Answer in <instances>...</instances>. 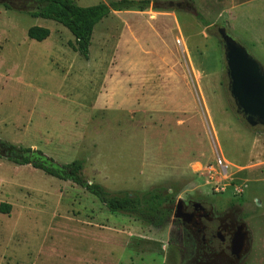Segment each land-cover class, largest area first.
I'll list each match as a JSON object with an SVG mask.
<instances>
[{
	"label": "rangeland",
	"instance_id": "obj_1",
	"mask_svg": "<svg viewBox=\"0 0 264 264\" xmlns=\"http://www.w3.org/2000/svg\"><path fill=\"white\" fill-rule=\"evenodd\" d=\"M156 1L169 0L101 20L88 59L66 26L31 14L43 0L0 2V139L60 164L83 159L86 179L114 194H173L167 218L114 211L86 186L0 157V207L11 205L0 209V264H182L178 201L215 186L247 191L246 264H264V205L251 210L264 203V127L236 110L219 32L264 66V14L234 17L227 0H175L197 15ZM36 25L50 36L29 37Z\"/></svg>",
	"mask_w": 264,
	"mask_h": 264
},
{
	"label": "trees",
	"instance_id": "obj_2",
	"mask_svg": "<svg viewBox=\"0 0 264 264\" xmlns=\"http://www.w3.org/2000/svg\"><path fill=\"white\" fill-rule=\"evenodd\" d=\"M150 3L151 0H112L83 6L76 0H43L42 5L31 11V14L53 19L66 26L76 38V42L71 45L88 59L95 27L101 20L108 17L113 11L132 8L145 9ZM50 34L51 30L48 27L39 25L32 26L28 30L29 37L40 41L47 39ZM0 157L19 164H32L50 175L86 186L114 211L154 217L165 216L166 211L171 212L170 203L173 200V194L170 190L156 187L145 192L127 191L114 194L102 184L90 183L86 179L83 175L85 166L83 159L60 164L40 151L30 147L17 146L1 139ZM10 208L11 205L7 203H3L0 207L4 212H10Z\"/></svg>",
	"mask_w": 264,
	"mask_h": 264
},
{
	"label": "flooded vegetation",
	"instance_id": "obj_3",
	"mask_svg": "<svg viewBox=\"0 0 264 264\" xmlns=\"http://www.w3.org/2000/svg\"><path fill=\"white\" fill-rule=\"evenodd\" d=\"M0 2L9 5L20 3L23 7L38 5V0ZM187 4L191 3L183 2V6ZM246 192L241 188L229 191L214 187L179 200L181 205L174 212V220L179 226L185 248L182 264H246L254 250L253 234L245 220L246 205L250 203ZM254 202L251 208L253 214L264 205L256 199ZM169 213L165 212V218L169 217ZM261 215H264V211ZM238 233L243 234V243L239 249L234 246Z\"/></svg>",
	"mask_w": 264,
	"mask_h": 264
},
{
	"label": "water",
	"instance_id": "obj_4",
	"mask_svg": "<svg viewBox=\"0 0 264 264\" xmlns=\"http://www.w3.org/2000/svg\"><path fill=\"white\" fill-rule=\"evenodd\" d=\"M155 4L170 8L183 7V1L175 0L156 1ZM187 6L193 9L194 14H198L192 4H187ZM219 32L223 40L230 91L237 107L236 110L251 128L264 127V66L230 34L227 27H220ZM180 205L179 201L177 211ZM242 243L243 234L238 233L234 241L235 248L239 249Z\"/></svg>",
	"mask_w": 264,
	"mask_h": 264
},
{
	"label": "crops",
	"instance_id": "obj_5",
	"mask_svg": "<svg viewBox=\"0 0 264 264\" xmlns=\"http://www.w3.org/2000/svg\"><path fill=\"white\" fill-rule=\"evenodd\" d=\"M233 1L232 6L227 7V13L234 16L241 13L243 18H255L259 13L264 14V0H227ZM229 23V20H228ZM230 25V23H229ZM259 39L255 40V43H259Z\"/></svg>",
	"mask_w": 264,
	"mask_h": 264
},
{
	"label": "built area",
	"instance_id": "obj_6",
	"mask_svg": "<svg viewBox=\"0 0 264 264\" xmlns=\"http://www.w3.org/2000/svg\"><path fill=\"white\" fill-rule=\"evenodd\" d=\"M178 44L183 47L184 41L182 39L177 40ZM218 158V165L221 168L223 174L227 175L229 172L228 164L225 162L224 158L219 154ZM217 190L224 189L225 187L215 186Z\"/></svg>",
	"mask_w": 264,
	"mask_h": 264
}]
</instances>
